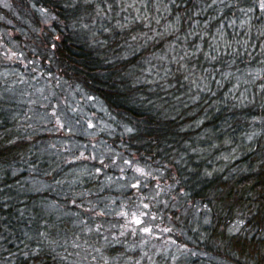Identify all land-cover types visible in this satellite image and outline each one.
Instances as JSON below:
<instances>
[{
	"label": "trees",
	"instance_id": "obj_1",
	"mask_svg": "<svg viewBox=\"0 0 264 264\" xmlns=\"http://www.w3.org/2000/svg\"><path fill=\"white\" fill-rule=\"evenodd\" d=\"M259 5L0 2V264H264ZM74 94L106 111L114 158L59 145ZM133 166L116 192L103 170ZM113 198L148 206L146 233Z\"/></svg>",
	"mask_w": 264,
	"mask_h": 264
},
{
	"label": "rangeland",
	"instance_id": "obj_2",
	"mask_svg": "<svg viewBox=\"0 0 264 264\" xmlns=\"http://www.w3.org/2000/svg\"><path fill=\"white\" fill-rule=\"evenodd\" d=\"M0 2H4V0H0ZM157 76V74H153V78H157ZM36 90L42 95L43 90L39 85H37ZM52 94L55 95V92ZM47 97L49 98V96ZM64 105L65 109L63 113L66 118V120H64H68L64 125L69 131L65 132L61 129L66 137L60 140L59 145L65 146L67 149L79 151V155L81 156L80 161H88L89 158L86 154L89 152H92V154L99 159V162H103L104 160L107 161V159L111 157L114 158L116 149L112 142L116 137L115 134L117 129L110 123L109 117L106 111L101 107V104L84 94H82V96L74 94L73 96H66L64 98ZM93 163V161H90L88 164L85 163L81 165L76 176L85 175L86 172L89 171V165H93ZM110 168V173H107L106 170H101L105 171L106 174L110 176L107 182H110V185L114 186V190L118 193L128 192L133 184H137L136 181H138V179L134 177L133 172L138 175L142 173L139 168L133 166L131 174L127 173L126 169H122V172H126V174L116 175L114 168ZM77 184H79V180ZM51 186L52 185L47 182H40L38 190L52 189ZM125 203V200L117 198H113L110 202L106 200L104 201V205L107 204L105 210H107L110 215H116L117 217L121 216L133 226H140L141 232L146 233V221L150 218L148 206L145 204L139 207H133V209H125L124 207L127 204ZM138 220L144 221L145 224H142L140 221L137 223ZM166 251H168V246Z\"/></svg>",
	"mask_w": 264,
	"mask_h": 264
},
{
	"label": "snow or ice",
	"instance_id": "obj_3",
	"mask_svg": "<svg viewBox=\"0 0 264 264\" xmlns=\"http://www.w3.org/2000/svg\"><path fill=\"white\" fill-rule=\"evenodd\" d=\"M259 7H260V10H261L262 12H264V0H260V5H259ZM137 223H139V221H137ZM145 231H147V229H145Z\"/></svg>",
	"mask_w": 264,
	"mask_h": 264
}]
</instances>
